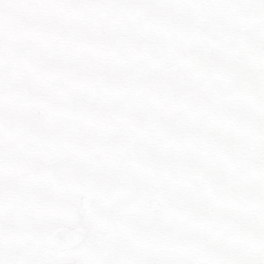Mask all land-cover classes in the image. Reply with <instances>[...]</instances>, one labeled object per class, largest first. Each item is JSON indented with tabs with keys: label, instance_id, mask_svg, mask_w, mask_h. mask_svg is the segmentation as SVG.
<instances>
[{
	"label": "rangeland",
	"instance_id": "374dc122",
	"mask_svg": "<svg viewBox=\"0 0 264 264\" xmlns=\"http://www.w3.org/2000/svg\"><path fill=\"white\" fill-rule=\"evenodd\" d=\"M0 264H264V0H0Z\"/></svg>",
	"mask_w": 264,
	"mask_h": 264
},
{
	"label": "water",
	"instance_id": "95a60500",
	"mask_svg": "<svg viewBox=\"0 0 264 264\" xmlns=\"http://www.w3.org/2000/svg\"><path fill=\"white\" fill-rule=\"evenodd\" d=\"M80 232L81 231H79V230H76V231H73V232H66L65 230L64 231H59L58 232V235L60 236L59 240H62L61 243H63V246H59V244H57V242L51 241L50 240L51 238H49L47 240V245L48 246H53L54 248H55V245H56L59 250H62L64 248V245H65L66 242L68 244L70 243L69 242L70 239H67V238L70 237V236L71 237L75 236V238H74L75 243L65 246V249H71L73 247H76L82 241L83 236H82V234ZM65 236H67V237L65 238Z\"/></svg>",
	"mask_w": 264,
	"mask_h": 264
},
{
	"label": "bare ground",
	"instance_id": "6f19581e",
	"mask_svg": "<svg viewBox=\"0 0 264 264\" xmlns=\"http://www.w3.org/2000/svg\"><path fill=\"white\" fill-rule=\"evenodd\" d=\"M255 2H258V0H254ZM99 194V192L97 191L96 192V195H98ZM115 215V214H114ZM116 216V215H115ZM114 217V216H113ZM110 219H114V218H111V217H109Z\"/></svg>",
	"mask_w": 264,
	"mask_h": 264
}]
</instances>
